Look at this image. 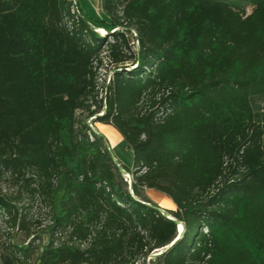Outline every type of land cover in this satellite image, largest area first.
<instances>
[{"label":"trees","instance_id":"obj_1","mask_svg":"<svg viewBox=\"0 0 264 264\" xmlns=\"http://www.w3.org/2000/svg\"><path fill=\"white\" fill-rule=\"evenodd\" d=\"M77 8L0 0V183L48 218L0 191L25 233L1 263L264 264V0ZM100 112L132 152L130 186L86 122ZM146 189L172 201L179 238Z\"/></svg>","mask_w":264,"mask_h":264},{"label":"rangeland","instance_id":"obj_2","mask_svg":"<svg viewBox=\"0 0 264 264\" xmlns=\"http://www.w3.org/2000/svg\"><path fill=\"white\" fill-rule=\"evenodd\" d=\"M73 1H75V3L77 4V7H79L83 12L87 13L89 16L93 18H99V19L103 17V13L101 12V8H100V0H73ZM98 31L101 35H105L108 41L112 40V38L109 36V34L105 30L98 29ZM131 33L133 34V36H135V33L133 30H131ZM131 43H134L133 46H136L135 41H132ZM111 74H112V69H110L109 66H105V64L99 70L97 81H98V87L100 89V96L103 95V92H104L103 84L106 83V81L111 76ZM96 125H97V122H94L93 128L98 133ZM112 138H113V134L106 137L109 143H111ZM125 147L126 145H124L122 148L114 147L112 148V152L117 157L116 161L119 163L120 166L123 165L125 168L130 169L129 166H131L133 157L131 156V150ZM119 154H121L122 159L118 157ZM18 190H19V187L17 186H10V184H7L6 182L0 183L1 193H5L11 198L18 213L24 214L32 222L35 220H38L41 223L45 224L48 220L46 208L39 202V200H34V199L29 198L27 193L23 191H21L22 193L21 197L18 198L17 197ZM157 206L160 207L161 209H164L165 211L167 210L163 208L161 205L157 204ZM24 240H25V233L22 230L10 227L9 224L7 223V216L5 214L0 213V264H2L1 255L5 252L3 243L7 241H14V242L20 243V242H23Z\"/></svg>","mask_w":264,"mask_h":264},{"label":"crops","instance_id":"obj_3","mask_svg":"<svg viewBox=\"0 0 264 264\" xmlns=\"http://www.w3.org/2000/svg\"><path fill=\"white\" fill-rule=\"evenodd\" d=\"M96 128H97L98 133L100 135H102L105 139L109 135L113 134V138H112L111 143H109L107 141V139H106L108 147H109L111 152H112V148H114V147L115 148L116 147H121L122 148L124 145H126V143L123 140L122 136L119 134V132L113 126H111L109 124L97 122ZM126 147H127V145H126ZM112 154H113V152H112ZM113 156H114L115 159H117V157L114 154H113ZM131 156L133 157L132 152H131ZM118 157L120 159H122L121 154H119ZM129 167L130 168L132 167V163H131V166H129ZM144 194L152 202L157 203L158 205H161L163 208H165L167 210H173V208H175L174 204L172 203V201L170 199H168L166 196H164L163 194H161V193H159V192H157L155 190L146 189V190H144Z\"/></svg>","mask_w":264,"mask_h":264},{"label":"water","instance_id":"obj_4","mask_svg":"<svg viewBox=\"0 0 264 264\" xmlns=\"http://www.w3.org/2000/svg\"><path fill=\"white\" fill-rule=\"evenodd\" d=\"M98 29H102V28H94L95 31H98ZM104 30V29H103ZM99 32V31H98ZM126 70V69H125ZM114 71V69L112 70V72ZM110 154H111V157H112V160L114 161L116 167L118 168V170L120 171V173L122 175H124L126 173V171L119 165V163L116 161V159L114 158L112 152L110 151ZM130 186V185H129ZM157 209L163 214L165 215L167 218H169L170 220H172L174 223L177 224V227H178V235H177V238H179L181 235H182V232H183V225H182V229L180 230L179 229V221H177L176 219H174L173 217H171L164 209H161L160 207H157ZM176 238V239H177ZM156 255V254H154Z\"/></svg>","mask_w":264,"mask_h":264},{"label":"built area","instance_id":"obj_5","mask_svg":"<svg viewBox=\"0 0 264 264\" xmlns=\"http://www.w3.org/2000/svg\"><path fill=\"white\" fill-rule=\"evenodd\" d=\"M72 2H73V10L76 11L77 13H79L75 1L72 0ZM108 82H109V78H108V80L106 81L105 84H107ZM102 114H103V112H100V113H98V114H96V115H94V116H92V117H90V118L87 119L86 122H87L88 126H89L93 131H95L94 128H93V123H94L93 120L96 118V116H101ZM95 132H96V131H95ZM123 176H124L125 180L128 182V184L130 185V184H131V175H130V173L126 172Z\"/></svg>","mask_w":264,"mask_h":264},{"label":"bare ground","instance_id":"obj_6","mask_svg":"<svg viewBox=\"0 0 264 264\" xmlns=\"http://www.w3.org/2000/svg\"><path fill=\"white\" fill-rule=\"evenodd\" d=\"M179 229H180V230L182 229V225H181V223H179Z\"/></svg>","mask_w":264,"mask_h":264}]
</instances>
